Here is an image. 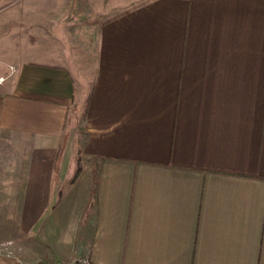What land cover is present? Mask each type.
<instances>
[{
	"label": "crops",
	"instance_id": "1",
	"mask_svg": "<svg viewBox=\"0 0 264 264\" xmlns=\"http://www.w3.org/2000/svg\"><path fill=\"white\" fill-rule=\"evenodd\" d=\"M0 6V264H264V0Z\"/></svg>",
	"mask_w": 264,
	"mask_h": 264
},
{
	"label": "rangeland",
	"instance_id": "2",
	"mask_svg": "<svg viewBox=\"0 0 264 264\" xmlns=\"http://www.w3.org/2000/svg\"><path fill=\"white\" fill-rule=\"evenodd\" d=\"M14 4H15L14 2H11V5H9V6H14ZM2 8H3V6H0V10ZM15 8H17V6H15ZM116 12L117 11H115L114 13H116ZM108 14L110 15L111 12H109ZM75 55H76V57H77V55H79V57L81 58V56H82V44L76 46ZM80 58H77V60H76V64L81 71V74L76 76L78 84H80V82L82 83V81H83V75H82L83 59L82 58L80 59ZM82 104H83V96L81 93L80 96L79 95L77 96L76 104L73 106V108L70 111L69 118L67 120L66 133H65V137H64V145L69 150H72V148L75 146L76 155H77L76 156L77 162L81 165H83L84 163L87 164L86 158H84V154L81 152V144H82V140H83L82 137H83V129H84L83 105ZM70 155H71V152H70ZM86 176H87V173L82 178V182L85 181ZM88 214H89V212H88ZM88 214H87V216H88ZM87 216L85 218L83 217V220L81 221V225L77 229V236H76L77 247L75 249V252H72L73 253L72 258L69 259V261L72 260L73 264H84V261L86 260L85 256L83 255L84 250H83L81 244H83V232L85 229V224H87ZM47 247H48V250H46V252L49 255H51V254L54 255V253L56 252L55 251L56 248H54V245H50ZM57 263L62 264V262L59 261V258L57 260H55V259H46V260L43 259L41 261H38L35 264H57Z\"/></svg>",
	"mask_w": 264,
	"mask_h": 264
},
{
	"label": "trees",
	"instance_id": "3",
	"mask_svg": "<svg viewBox=\"0 0 264 264\" xmlns=\"http://www.w3.org/2000/svg\"><path fill=\"white\" fill-rule=\"evenodd\" d=\"M81 166L79 165V167H78V169H77V171H76V173H75V175H74V177H73V179H72V181L74 182L78 177H79V175H80V173H81ZM96 182H97V180H96ZM96 182H95V185H96ZM94 191H95V188H94V190H93V194H95L94 193ZM91 206L89 205L88 206V210H89V208H90ZM89 211H87V213H88Z\"/></svg>",
	"mask_w": 264,
	"mask_h": 264
}]
</instances>
